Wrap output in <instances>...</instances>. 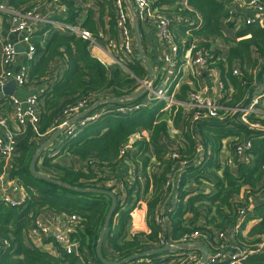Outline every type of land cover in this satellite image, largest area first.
Returning <instances> with one entry per match:
<instances>
[{
  "label": "trees",
  "instance_id": "16d2710c",
  "mask_svg": "<svg viewBox=\"0 0 264 264\" xmlns=\"http://www.w3.org/2000/svg\"><path fill=\"white\" fill-rule=\"evenodd\" d=\"M51 1L53 0H2L1 2H6L10 8L21 14H26L34 11L33 9L41 3L46 4ZM58 1L67 8V18L60 22L76 26L82 9L77 7L73 0ZM183 1L157 0L156 7L163 6L167 9V13L179 14L183 18L194 17V13L182 9L180 4ZM245 1L250 3L251 0ZM262 2L264 4V0ZM95 4L98 7V22L94 20L96 12L90 9L82 28L91 32L96 40H101L99 32L103 28L102 19L107 15L111 37L118 34L114 0H95ZM187 4L202 16L203 25L200 28L188 27L189 29L174 27V33L181 38L186 36V31H189L194 39L221 38L224 37V25L230 29L237 25L228 21L229 11L232 8L229 1L188 0ZM242 24L243 27L237 33L235 40L225 39L229 46L225 58L219 51L211 52L206 48L205 43L199 45L209 51L211 68L219 67L221 70L226 90L222 105L227 108L239 104L247 105L249 100L246 99V93H251L264 82V25ZM38 35L34 34L31 38V43L40 58L37 65L31 68L29 82L44 83L42 79L51 75L52 64L57 59L64 60L67 69L64 76L60 77V80L52 85V89L49 88L43 96L37 124L38 132H34L29 127L25 134L17 139L9 177L24 189L26 197L24 204L21 205L0 201V244L3 246L0 251V264H102L97 255V243L111 207V199L106 195L86 190H106L105 187L97 185L107 180L106 175L117 170L121 171L128 167L127 164L133 167L137 178L144 180L146 191L150 192L147 201L149 234L126 235L131 213L138 206L137 201H133V197L139 194V188L129 187L128 182L117 194L118 202L106 233L107 247L117 256L115 259L110 255H104L109 262H119L132 255L156 248L161 241L167 245L179 244L185 234L196 229L207 231L212 235L223 233L225 237L229 232H234L238 245L260 250L241 260V264H264V246L261 248L264 245V204L255 205L252 213H247L246 210L250 198L264 190V130L241 122L239 116H234L226 122L204 120L191 132L187 128V122L193 115L192 111H184L182 107L165 110V105L162 103L156 107L148 100L146 94L132 101L106 104L97 109L98 113L107 108L94 123L81 130L76 138L64 141L62 153L80 159L84 163L82 168L61 163L56 157L45 152L42 155L41 173L62 182L65 187L37 178L31 173L30 164L39 145L64 121L66 109L81 99H88L93 105L102 98H121L134 94L141 87V81L145 80L148 73L137 59L129 62V73L119 69L107 71L105 66L91 55L90 43L68 30L54 31L45 52L42 50ZM235 63H239L238 76L233 75ZM190 91L188 85L182 86L178 100L187 102ZM3 105L8 110L12 109L8 100L7 103L4 101ZM118 108L133 110L118 113ZM248 121L250 124H259L263 127L264 115L254 114ZM170 123L173 128L181 129L183 133L182 145L177 150H173L172 147L165 149L162 146V139L166 141L171 139ZM145 132H148L149 139L145 137ZM137 135L140 140L133 144L131 150L126 151L125 156H121L122 150L131 138ZM196 139L204 148L206 158L203 162H199V159L195 162L199 155ZM245 140L252 141L251 153L254 156L252 164L236 162L231 168L223 160L224 149L228 146V151L231 153L232 145ZM228 141L230 144H227ZM150 148L156 159L155 165H158L157 174L149 171L154 164L148 156ZM171 149L177 153V159L171 157L173 152L169 151ZM183 162L189 163V166L181 173L177 188L178 206L173 213L168 214L169 226L166 228L170 227L169 233L163 230V226L157 221L158 206L165 196L169 174ZM4 166L5 162L0 156V175L4 174ZM201 186L209 187L211 191L207 194L201 193ZM243 194H246L247 203L234 200L235 196ZM48 211L76 217L77 225L75 231L70 234L69 240L77 244V253L69 254L62 250L52 237H49V240L57 244L60 250L59 257L27 245L29 229L43 213ZM201 214L205 226L197 225L199 228L187 229L188 225H196ZM189 215L193 217L189 219ZM253 220H257L258 223L244 236L243 232ZM190 252L199 255L193 250L185 251V255ZM163 255L144 260L154 261ZM159 260L162 261L158 259L156 264L160 263ZM175 261L177 258H167L163 262L174 264ZM138 263L141 262L133 261L129 264Z\"/></svg>",
  "mask_w": 264,
  "mask_h": 264
},
{
  "label": "built area",
  "instance_id": "2783aa9c",
  "mask_svg": "<svg viewBox=\"0 0 264 264\" xmlns=\"http://www.w3.org/2000/svg\"><path fill=\"white\" fill-rule=\"evenodd\" d=\"M1 1L2 0H0V14L9 13L11 15V25L8 29V33L11 36H15L16 39H5L0 41V64L2 67L0 72V87H4L10 81H14L18 86L24 87L27 84L29 66L34 64L37 59V50L31 43V38L35 34L36 29L31 21H39L38 19H40V17L33 11H29L26 14H21L13 8H10L6 2ZM223 1H229V3L232 1L237 4L244 3V0ZM262 1L263 0H251L250 3H247L257 15L255 18H244L243 14L239 15L240 12L231 8L229 11L230 20L228 21L236 24L244 23L246 25H252L254 23H261L264 25V4ZM53 2L59 4L58 0H53ZM156 2L157 0H129V3L133 8L142 29L151 24L156 25L159 43L162 46H165L168 50V54H166L164 57V63L166 66L170 70L176 69L177 66L181 72L189 74L192 84H195L196 87L190 91L188 95V101L181 102L178 100V96L176 95L177 84H175V82L177 81V77L168 83L163 81L160 84H157V80H153L154 82L147 87V91L145 92L148 100L151 102H160L164 104L165 110H172L175 108L178 109V107H182L184 111H192L193 115L187 122V128L191 132H193L198 124L204 120H217L220 122H226L231 120L234 116H239L240 121L244 122L245 124H249L250 127L264 130V126L262 127L259 124H250L248 121L249 117L254 114L264 115V82L258 85L246 98L249 100L247 105L239 104L231 108H227L222 105V101L226 96L224 85L221 84V93L215 96L212 94L211 89L206 84L201 83L202 76L204 74H210L212 71V62L209 51L197 45V41L189 31H186V36L182 38L177 36L173 31L174 27H183L185 29L188 27L200 28L203 25V20L197 17L198 19L196 25H191L188 18H183L179 14H174L172 12L167 13V9L163 6L157 8ZM113 8L116 17V28L122 39L121 49L124 55V58L122 60H116L114 65L117 66L120 71L129 73V62H131L133 59H138L137 51L134 45L135 38L133 17L128 7L127 0H114ZM66 9L67 8L65 5H63V10L65 12ZM44 22L47 24V26L49 25L54 28L65 29L81 36L85 41L90 43V48L97 45V40L94 38L91 32L81 27L56 21L52 22L44 20ZM17 45L26 46L24 51L25 60L24 64L20 66L19 71L14 72L12 68L17 64V57L19 55L16 49ZM179 57L181 58L180 64L177 63ZM101 64L104 65L103 63ZM105 68L107 67L105 66ZM110 70L111 67L107 69V71ZM180 71L179 73H181ZM233 75H240L239 67L234 68ZM47 90H41L38 95H32L31 97H28L24 100L16 98L15 96L9 98L10 105L13 107V116L11 120L12 123H14V126H10L6 119L0 117V126L6 128V143L4 145H0V156L3 158L5 164L7 162H12L16 153L17 139L25 134L27 128L30 127L34 132H38L37 124L39 122L41 111V101H43V96L47 93ZM91 106V101L89 102L88 99L79 100L75 105L64 111V121L59 126L54 128L51 133L62 129L64 141L70 138H76L81 130L94 123L101 116V112H99V114L93 112L81 120L71 125L69 124L70 120L79 116ZM132 110V108H118L117 112L126 113L131 112ZM130 142L122 150L121 156H125L126 151L132 149V143ZM196 142L199 155L197 156L195 162H197L198 159L200 160L199 162H203L206 158L204 154V148L199 140L196 139ZM230 148H232L231 153L225 160L227 165L232 167L236 162H241L246 165L252 164L254 156L251 153L253 148L251 140H245L241 143H237L232 145ZM171 157L173 159H177L178 155L173 151ZM180 165L186 166L189 165V163L183 162ZM8 178L9 177H7V173L4 170V174L0 175V188L4 187L5 180ZM180 178V173L175 176L174 182L172 181L171 176L168 177L166 187L174 184L175 187L178 188ZM15 183L16 181L11 179L8 184L12 185ZM3 200L13 205H21L25 202V199L20 201L8 196L4 197ZM171 212L172 210L169 213ZM242 214H244V212H242ZM165 217L166 218H158V223L162 225L163 221L167 222L169 217L168 215ZM76 225V217H68L67 228L65 232L58 233L53 232L43 223V221L38 219L29 230V237L32 239L52 237L62 250L69 254L77 253V244L69 240V236L75 231ZM225 238V234L223 233H214V235H212L207 231L194 230L185 234L179 244L169 245H206L210 251L215 252L212 260L210 262L207 261V263L217 264L220 262V260H222L224 255L218 245L221 244V242L223 243ZM166 245V243L161 241L159 242V246H157V248H161ZM263 246L264 245H262L261 248ZM2 248L3 246L0 244V251ZM185 251L192 250H181L176 255L172 256L173 259L177 258V261H175L174 264L200 263L201 258L199 255L193 252L185 255ZM259 251V249L245 250L240 254L227 258V262L228 264H241V260ZM150 261L143 260L138 264H150Z\"/></svg>",
  "mask_w": 264,
  "mask_h": 264
},
{
  "label": "crops",
  "instance_id": "0c3cea01",
  "mask_svg": "<svg viewBox=\"0 0 264 264\" xmlns=\"http://www.w3.org/2000/svg\"><path fill=\"white\" fill-rule=\"evenodd\" d=\"M77 7L82 9V12L79 15V18L77 19V24L76 26L81 27L84 23V21L87 20V14L90 9H93L96 13L94 15V20L98 22L99 16H98V7L95 4V0H87L86 2H81L80 0H73ZM188 0H184L180 5L183 10H189L190 12L194 13V17H187L191 23V25H196L197 22V17L202 19V16L199 13H196L192 8H190L187 4ZM230 5L232 6L233 9L236 11L240 12V14H243L244 18H255L257 16L252 8L247 4V2L244 0L243 4H237L235 2L230 1ZM40 19L39 21H31L32 24H34V27L36 29L35 34H39L38 37H40V45L42 47V50L45 52V49L50 41L51 36L54 34V31L60 30L59 28H54L52 27L51 29L47 26V24L44 22V20L47 21H56L60 22L61 20H65L67 18V13L63 10V5L54 3L53 1L46 3V4H40L36 8L33 9ZM203 20V19H202ZM103 28L100 29L99 36H101V40H97V45L92 46L90 48V53L91 55L103 63L108 69L111 67V69H119L117 66H115V61L116 60H122L124 58L123 51H122V39L119 34H116L115 36L111 37L110 35V29H109V17L107 15L103 16ZM64 23V22H63ZM228 23V21H227ZM66 24V23H64ZM11 25V15L9 13H1L0 14V41L5 40V39H11L15 40V36H11L8 33V29ZM243 27V24H237L235 28L230 29L227 27V25L223 26V35L224 37H202V39H195L197 42V45H200V43H205L206 48H208L211 52L214 51H219L222 54V57H226L228 54V44L226 42V38L229 40H235L237 37V33L241 30ZM50 30H46V29ZM144 29V30H143ZM141 28V32L143 35V46H144V51L150 60L153 68H154V80H157V84H160L161 82H171L177 77V81L175 84H177V96L181 92V87L188 85L191 88V91L196 87L195 84H192L190 75L187 73H183L179 70V68L176 66V69L170 70L166 64L164 63V57L166 54H168V50L166 49L165 46H162L159 43L158 37H157V32H156V25L151 24L147 26L146 28ZM175 31H178V29H175ZM179 34L183 35L181 32ZM184 36V35H183ZM135 38V35H134ZM135 49L137 51L138 59L137 61L140 62V64L144 67L143 62L141 61L138 50H137V44H136V39L134 42ZM17 47H21L23 52H18V57H17V64L12 68L14 72H18L20 69V66L24 64V51L26 49V46L22 45H17ZM40 55L37 54V59L34 62V64H31L29 66V74H27V84L24 87L16 86L14 89L13 94L11 95H5L1 93L0 91V117L6 119L9 123L10 126H14V123H12V116H13V107L11 110H8L6 107H4L3 102L7 100L9 101V98L12 96H15L16 98L19 99H26L28 97H31L32 95H38L41 90L48 89L54 86V84L60 80V77H63L65 72H66V64L65 61L62 59H57L55 63H53V70L52 73L49 77L43 78L42 80L44 83H35V82H29V75L31 74V68L33 65H37L39 61ZM181 58L179 57L177 63L180 64ZM235 67H239V63H235ZM145 68V67H144ZM212 71L210 74H204L202 76V84H206L212 91V94L217 96L220 91V86L221 84L224 85L222 81V74L221 70L219 67L211 68ZM2 70L1 64H0V72ZM179 71L181 73H179ZM148 78V73L145 78V80L141 81V86L142 83H144ZM10 81L9 83H11ZM154 82V81H153ZM7 83V85L9 84ZM53 85V86H52ZM6 86V85H5ZM140 89V88H139ZM138 89V90H139ZM137 90V91H138ZM246 98L250 95L249 92L246 93ZM103 99V98H102ZM101 99V100H102ZM6 106V105H5ZM41 110V108H40ZM107 108L103 109L100 111L101 113L106 111ZM41 113V111H40ZM94 113H97L96 111ZM99 114V112H98ZM71 121V120H70ZM172 130V134H176L177 139L173 140L170 139L169 141L166 139H162V146L165 149H168L169 147H172L173 150H177L179 146L182 145V132L180 131L181 129H176L173 128L171 123L169 124V130ZM56 132V131H55ZM53 132V133H55ZM170 132V131H169ZM5 133H6V128H3L0 126V145H4L6 143L5 139ZM50 133L49 136L41 142L39 147L53 134ZM145 137L149 139V134L148 132H145ZM64 134L62 133L61 136L51 144V146L45 151L47 155L51 154L53 157H56L57 160L61 163H66L70 166H75L78 168H82L84 166V163L78 159V158H73L71 156H66L64 153V139H63ZM137 138V139H135ZM171 138V137H170ZM132 139H135L134 141H131ZM131 143L132 146L135 142L140 140L139 136H135L131 138ZM229 141L227 142V144ZM230 144V143H229ZM39 149V148H38ZM169 150L172 152L173 150ZM228 146L224 149V154H223V160H226L228 155H230V152L228 151ZM38 151V150H37ZM137 151V149L135 150ZM151 158L153 166L149 168L150 172H156L159 173L158 165H155L156 159L155 156L153 155L152 149L150 148L149 150V155ZM42 162H43V156L40 158L39 162H37V169L42 172ZM128 167L122 169L121 171L117 170L115 173L106 175L107 180L103 183L98 184V187H105L106 190H111L114 192L116 195L123 190L124 186H126L129 182V187H135L139 188V194L137 196L133 195L134 199L133 201H137V207L133 210L131 213V221L128 227L126 228V235H142V234H149V226H148V217H147V201L150 197V192L148 190L146 191V184L144 180L140 177H136L135 171L133 170V167L130 164H127ZM189 165L182 166L179 164V167L176 168L175 170H172L171 173L169 174V177L171 176L172 181L174 182L175 176L178 175V173H182V171L188 167ZM11 162H7L5 164L4 170L7 173V177H9V173L11 171ZM232 168V167H231ZM137 179V180H136ZM11 178L9 177L8 179L5 180L4 187L0 188V201L4 199V197H12L15 200H20L22 201L25 199L26 194L24 189L16 182L15 184L9 185V181ZM135 181V182H134ZM136 183V186H135ZM198 187V186H195ZM165 196L160 202L158 206V213H157V219L158 218H166L169 214V212L172 210L171 213H173L178 206V195H177V188L175 185H170L169 187H165ZM137 193V190H135ZM201 193H209L211 190L209 187L201 186L200 187ZM264 191L260 194H256L254 197L250 198L249 203H248V208L247 213H252L253 208L257 204H264ZM246 194L240 195V196H235L234 200L238 202H243L247 203L248 201L246 200ZM132 201V203H134ZM251 201V202H250ZM202 215L200 219L196 221V225H204L205 226V221L202 219ZM189 219L192 218V215L188 216ZM40 220L43 221V223L49 227L53 232H58V233H64L66 228H67V221H68V216L64 214H57L53 212H45L41 215ZM258 223L257 220H253L249 222L247 229L244 233V236L248 234V232L252 229V227ZM163 230H167L170 233V230L166 228V226H169L166 221L162 222ZM31 229V228H30ZM29 229V230H30ZM29 235V232H28ZM27 245L29 247L35 246L36 248L48 252L56 257L60 256V250L57 247V244L53 242V240H49V238H40V239H32L29 237V240L27 239L26 241ZM32 243V244H31ZM203 245V244H200ZM207 247L206 245H203ZM220 247L221 252H223V258L220 260L221 264L227 262V258H230L234 255L240 254L245 250H251L247 249L241 245H238L235 241V234L234 232H229L227 234V237L224 239L223 243L218 245ZM104 255H110L112 258L117 259V256L107 247V241L105 239L104 242ZM157 248V247H156ZM181 251V250H179ZM179 251H174L171 252L167 255H163L161 257H157L156 260L150 261V264H156L158 259H161L159 264H168L163 262L167 258H172V256L176 255ZM199 253V257L202 259L203 253L199 250H195ZM214 253L209 250V256L207 261H211L212 258L214 257ZM142 262V261H140ZM219 262V263H220Z\"/></svg>",
  "mask_w": 264,
  "mask_h": 264
},
{
  "label": "water",
  "instance_id": "95a60500",
  "mask_svg": "<svg viewBox=\"0 0 264 264\" xmlns=\"http://www.w3.org/2000/svg\"><path fill=\"white\" fill-rule=\"evenodd\" d=\"M127 2H128V7L130 9L131 15L133 17V28H134V35H135V39H136L138 54H139L141 61L143 62L145 69L148 72V78L144 83H142L141 88L138 91H136L134 94L127 95V96H124L121 98H110V99L107 98V99L99 100L97 103H95L94 105L89 107L87 110L82 112L79 116L72 119L69 122L70 125L81 120L82 118L86 117L87 115L97 111V109H99L103 105L116 104V103H120V102H127V101H132L134 99L140 98L147 91V87L153 83L154 68H153L150 60L148 59L145 51H144L143 35L141 32V25H140L135 13H134L133 8L131 7V5L129 3V0H127ZM16 49L18 52H23L21 47H16ZM16 86H17V84L14 81H12L8 85H6L4 87H0V91H1V93L5 94V95H11V94H13ZM62 133H63L62 129L57 130L39 147L37 153H35L32 161H31L30 171L37 178H41V179H44V180L49 181L51 183L58 184L60 186L65 187V185L62 182L43 175L37 169L38 160L42 157L44 152L51 146V144H53V142L56 141L61 136ZM71 189H73V188H71ZM86 191H90V192L100 194V195H106L111 199V207H110L109 212L106 216V220H105L104 226L100 232L98 243H97V255H98V258L102 264H129L133 261H141V260H144L148 257H155V256L171 253V252L178 251V250H190V249L191 250H199L203 253V257H202L199 264H206L207 263L208 256H209V249L203 245H200V244H196L194 246L166 245V246L161 247V248H153V249H149L147 251L132 255V256L127 257V258H125L119 262H115V263L109 262L104 256L103 247H104V242H105V238H106V233H107V230L109 228L113 213L115 211V208H116V205L118 202V198L114 192L109 191V190H99V189L94 190V189H92V190H86Z\"/></svg>",
  "mask_w": 264,
  "mask_h": 264
},
{
  "label": "rangeland",
  "instance_id": "374dc122",
  "mask_svg": "<svg viewBox=\"0 0 264 264\" xmlns=\"http://www.w3.org/2000/svg\"><path fill=\"white\" fill-rule=\"evenodd\" d=\"M151 102V101H150ZM153 104L152 105H156V107L158 106V105H160L161 103L160 102H152ZM155 107V106H154ZM167 121L168 122H170V120L169 119H167ZM170 132H169V134H170V137H171V139H173V140H175V139H177V136H176V134H172V130L170 129L169 130ZM135 139H137V138H135ZM135 139H132L131 141H134ZM131 143V142H130ZM37 153V152H36ZM264 191V190H263ZM200 226H202V225H200ZM195 228H199V226H197V225H188L187 226V229H189V230H191V229H195ZM196 230V229H195ZM194 231V230H193ZM192 232V231H191ZM190 233V232H189ZM149 260V259H148Z\"/></svg>",
  "mask_w": 264,
  "mask_h": 264
}]
</instances>
